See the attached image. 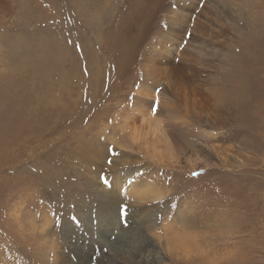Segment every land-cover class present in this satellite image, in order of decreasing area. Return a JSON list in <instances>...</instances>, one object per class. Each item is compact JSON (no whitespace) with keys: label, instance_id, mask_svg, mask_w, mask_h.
I'll list each match as a JSON object with an SVG mask.
<instances>
[{"label":"rangeland","instance_id":"374dc122","mask_svg":"<svg viewBox=\"0 0 264 264\" xmlns=\"http://www.w3.org/2000/svg\"><path fill=\"white\" fill-rule=\"evenodd\" d=\"M0 264H264V0H0Z\"/></svg>","mask_w":264,"mask_h":264},{"label":"bare ground","instance_id":"6f19581e","mask_svg":"<svg viewBox=\"0 0 264 264\" xmlns=\"http://www.w3.org/2000/svg\"><path fill=\"white\" fill-rule=\"evenodd\" d=\"M166 52L167 53H164V54H169V53L172 54L167 49H166ZM162 57H166V55H162ZM176 57L177 56H175V57L172 56V58H175V59H176ZM172 63H173V60L171 58H168L167 63H165L162 60V61L157 62L156 66H165V65L168 66V64H172ZM170 67H172V65ZM155 68H157V67H154V69ZM136 118H137V119H135L136 125H133V126L131 125L132 129L129 130V134L127 136L128 141H130V143H132L134 145L135 144L142 145L144 150H146V151L149 150L151 152V154L153 155V157L159 163H164L167 166H172L174 163H176L174 160V158L176 157V154H175L176 152L171 147L170 139L168 138L169 135H167L170 133V131L167 129V128H169V126L168 127L166 126L167 122H165L164 119L154 118V115L150 116L149 114H144V113H142L141 115H139ZM167 130L169 132H167ZM40 180H38V181H40ZM152 191H153V189H152ZM132 193H134V191ZM135 195H138V197H136V198L140 201L141 199H145L146 197L154 198V197L158 196V193L157 192L156 193L136 192ZM171 236H173V237L167 239V241H165L163 243V245L174 246V248L180 247V249H182L183 245H182L181 240L174 235H171ZM157 244H160V242H158ZM57 247H58V245H57ZM177 251H180V250H177Z\"/></svg>","mask_w":264,"mask_h":264},{"label":"snow or ice","instance_id":"6c2138e0","mask_svg":"<svg viewBox=\"0 0 264 264\" xmlns=\"http://www.w3.org/2000/svg\"><path fill=\"white\" fill-rule=\"evenodd\" d=\"M152 110L155 111V108H153ZM122 211H123V209H122Z\"/></svg>","mask_w":264,"mask_h":264}]
</instances>
